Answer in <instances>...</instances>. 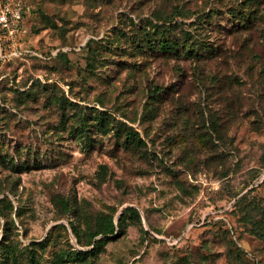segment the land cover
I'll return each instance as SVG.
<instances>
[{
	"label": "rangeland",
	"instance_id": "rangeland-1",
	"mask_svg": "<svg viewBox=\"0 0 264 264\" xmlns=\"http://www.w3.org/2000/svg\"><path fill=\"white\" fill-rule=\"evenodd\" d=\"M250 1L22 0L24 53L0 58V244L47 238V264H264V0ZM165 16L194 54L148 42ZM128 206L140 219L96 255L61 256Z\"/></svg>",
	"mask_w": 264,
	"mask_h": 264
},
{
	"label": "trees",
	"instance_id": "trees-1",
	"mask_svg": "<svg viewBox=\"0 0 264 264\" xmlns=\"http://www.w3.org/2000/svg\"><path fill=\"white\" fill-rule=\"evenodd\" d=\"M247 3H252L250 0ZM235 12H241L239 18L235 15ZM180 13V11H179ZM178 14V13H177ZM235 16V19H239L241 21L247 22L249 20V14L244 9H240L238 7H235L234 12L232 13ZM170 16L162 17V29L159 33H154V36L157 35L153 39H148V42L150 43L151 40H154V43L152 45L153 48L159 49L166 53H183L187 48H189L188 53L194 54L195 51L194 45L196 42L194 40H191V37H182V42L177 41L176 39H173L171 37V31L172 25L170 24L172 19H169ZM172 23V22H171ZM174 26V25H173ZM186 35H188L185 32ZM191 40V42H189ZM153 42V41H152ZM189 43V45H188ZM109 117L106 113L101 112L99 116H97L98 125L103 130H107V126H109ZM216 120L212 119L211 124L213 126H216ZM123 130L126 131V138L125 141H127L126 145L135 144L137 147H140L143 143V139L140 137L139 132L136 131L133 127L130 128H120L118 129L119 132H123ZM62 207L65 211H70L72 209L71 203L68 202L66 199L59 197ZM9 209H14V205L10 202ZM7 206L5 208L1 209V215L6 216V210ZM140 219V213L139 211L132 206L126 207L123 212L121 213L120 217L118 218V222H116L114 216L111 215H100L97 217L95 227L93 229H88V243L89 245L93 244V247L91 249H68L65 251H62L61 256L63 258H67V260H73V261H81L85 260L90 256L96 255L104 246L107 244L108 241L114 239L115 236H120L121 234H124L125 229L127 228L128 222L132 220ZM72 224V229L74 234L78 237V242L82 243V234L78 226H76L74 223ZM116 234V235H115ZM115 235V236H114ZM99 236L98 238H96ZM48 239L45 238L41 241H33L30 245L26 246L24 248V253L20 250L18 245L14 243L12 240L3 241L0 244V264H13V261L17 258V256H21V258H24L26 260V264H47L42 256L38 253V248H44L48 244ZM26 252V253H25ZM16 264V263H15Z\"/></svg>",
	"mask_w": 264,
	"mask_h": 264
},
{
	"label": "built area",
	"instance_id": "built-area-1",
	"mask_svg": "<svg viewBox=\"0 0 264 264\" xmlns=\"http://www.w3.org/2000/svg\"><path fill=\"white\" fill-rule=\"evenodd\" d=\"M22 0H0V58L21 56V35L25 32L22 25ZM7 39V45L2 40ZM8 49L4 53V50Z\"/></svg>",
	"mask_w": 264,
	"mask_h": 264
}]
</instances>
